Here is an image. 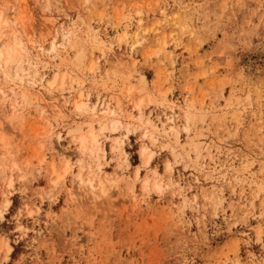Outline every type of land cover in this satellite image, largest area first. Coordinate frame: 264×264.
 <instances>
[{
    "label": "rangeland",
    "instance_id": "obj_1",
    "mask_svg": "<svg viewBox=\"0 0 264 264\" xmlns=\"http://www.w3.org/2000/svg\"><path fill=\"white\" fill-rule=\"evenodd\" d=\"M10 17L0 264H264V0H0Z\"/></svg>",
    "mask_w": 264,
    "mask_h": 264
},
{
    "label": "bare ground",
    "instance_id": "obj_2",
    "mask_svg": "<svg viewBox=\"0 0 264 264\" xmlns=\"http://www.w3.org/2000/svg\"><path fill=\"white\" fill-rule=\"evenodd\" d=\"M14 14V13H13ZM4 21H3V23H0V25H5V24H7L8 22H10L11 23V25H14L15 24V22H16V19L13 17H10V18H7L6 20L5 19H3ZM8 26V25H7ZM17 29V28H16ZM66 31V30H65ZM17 31L15 30V31H13V33H12V37L10 38L11 39V41H9L8 39H5V37H2V39L4 38V40H0V68H1V66H3V65H5L6 63H7V61L8 60H10L11 59V53H12V51H14L15 52V50H14V45H15V41H16V39L18 38L19 39V36H17L19 33H16ZM63 34V33H62ZM64 35V34H63ZM66 36V35H65ZM17 39V40H18ZM21 39V38H20ZM19 39V40H20ZM7 40V41H6ZM18 40V41H19ZM54 40V39H53ZM52 40V41H53ZM21 41V40H20ZM51 41V42H52ZM17 43V42H16ZM21 42H19V44H20ZM18 44V43H17ZM23 45V44H22ZM22 45H17L18 47H20L21 48V46ZM16 46V45H15ZM56 42H52L51 43V46H50V50H55L56 49ZM23 47V46H22ZM34 48V47H33ZM40 48V47H39ZM38 49V48H37ZM17 50V49H16ZM42 50V49H41ZM39 51H40V49H39ZM38 52V51H37ZM39 53V52H38ZM14 54V53H13ZM3 70V69H2ZM19 70L17 69V68H15L14 70H13V72H12V74L11 75H9L7 72H5V71H3V75L5 76V78H8V79H10V80H13V79H18V80H20V81H22V76L19 74ZM57 75V74H56ZM54 78V77H53ZM12 82V81H11ZM55 82V78L50 82V84H53ZM20 87V86H19ZM9 89H10V87H9ZM20 89V88H19ZM11 91H13L12 90V87H11ZM2 92V91H1ZM3 92H5V90H3ZM6 92H7V90H6ZM5 92V93H6ZM17 92V91H16ZM5 93H2V94H5ZM18 93V92H17ZM21 93H23V92H21ZM24 94V93H23ZM1 95V94H0ZM6 95V94H5ZM13 96H15L14 95V92H13V94H12ZM21 95V94H20ZM2 96V95H1ZM6 97H8V94H7V96ZM6 97H5V99H6ZM22 97V96H21ZM3 98V97H2ZM15 102V101H14ZM75 105V107H80L81 105L83 106V104H81L80 105V103H79V105L80 106H76V104H74ZM108 106V105H107ZM95 107V106H94ZM91 109H92V107H91ZM112 110V109H111ZM103 111V110H102ZM103 112H106V110H104ZM115 113H116V111H115ZM103 114V113H102ZM107 114V113H106ZM111 115H116V114H114V112L112 111L111 113H110ZM95 115H97V114H95ZM94 115V116H95ZM117 116V115H116ZM110 117V116H109ZM104 119V118H103ZM107 119V118H106ZM118 119V118H117ZM93 120H94V118H93ZM111 122H109L108 124H110L109 126H111V128H113V129H115V127H116V125L118 124V122L120 121L119 119V121H117L115 118H113V117H110V119H109ZM121 123V122H120ZM122 124V123H121ZM122 126V125H121ZM103 127V126H102ZM100 128L101 129V131L103 130V128ZM120 127V126H119ZM92 131V130H91ZM93 132V131H92ZM92 132H89V133H92ZM91 135H93V133L91 134ZM90 135V136H91ZM79 143H81V149H80V152H82V151H84L85 150V147H84V145H85V143L87 142V138H86V136H80L79 137ZM93 141H94V144H95V142H97V141H95V136H93ZM92 141V140H91ZM80 146V145H79ZM88 150V149H87ZM89 150H90V148H89ZM88 150V151H89ZM87 151V152H88ZM96 153V152H95ZM90 154H91V150H90ZM96 160V159H95ZM94 160V166H95V168H96V170H100L101 171V165L98 163V161H95ZM90 162V161H89ZM91 163V162H90ZM92 165V166H93ZM90 166V165H89ZM88 166V167H89ZM93 166V167H94ZM91 167V166H90ZM94 172V171H93ZM92 172V174L91 175H89V176H93V177H95V175L96 174H94ZM90 174V173H89ZM98 175V174H97ZM93 177H87L88 179V183L90 184L91 183V181H93L94 179H93ZM98 178V177H97ZM77 179H78V181H82L83 180V177L79 174L78 176H77ZM86 179V178H85ZM93 179V180H92ZM102 179V178H101ZM99 180V179H98ZM107 180H108V178H107ZM147 182V180H145V184H144V186H146V183ZM101 183V182H100ZM106 183H108V182H106ZM157 183V182H156ZM92 184V183H91ZM91 184H90V186H91ZM103 184V183H102ZM112 184V183H111ZM94 187V186H93ZM105 186L104 185H101V189L104 191V188ZM98 188V187H97ZM105 193V192H104Z\"/></svg>",
    "mask_w": 264,
    "mask_h": 264
}]
</instances>
